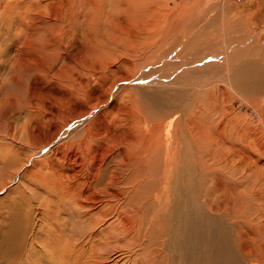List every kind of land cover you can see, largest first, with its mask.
I'll return each instance as SVG.
<instances>
[{"label":"rangeland","instance_id":"1","mask_svg":"<svg viewBox=\"0 0 264 264\" xmlns=\"http://www.w3.org/2000/svg\"><path fill=\"white\" fill-rule=\"evenodd\" d=\"M254 49L262 69L254 73L264 76V0H0V264H180L161 238L149 250L141 235L146 249L136 246L119 219L139 225L148 212L158 233L165 216L171 235L176 192L189 200L200 185L201 200L221 202L234 227L229 214L241 219L242 205L234 208L230 185L245 179L264 264V82L258 95L232 83ZM150 134L162 145L148 164L118 158L122 146L153 143ZM134 173L139 189L124 196L132 184L120 180ZM87 179L127 189L111 198L122 217L93 223L102 201L80 216Z\"/></svg>","mask_w":264,"mask_h":264},{"label":"bare ground","instance_id":"2","mask_svg":"<svg viewBox=\"0 0 264 264\" xmlns=\"http://www.w3.org/2000/svg\"><path fill=\"white\" fill-rule=\"evenodd\" d=\"M246 40H248V39H246ZM255 51L257 52L256 53L257 55H254L255 58L252 61H249L247 64L246 63H243V66L241 68H239L240 70H238L237 75H235L236 73H233L232 74V83L236 87H238V88H240L242 90H245L246 92H255V94L258 95L259 94L258 92H260L262 90V88H260V87H261V85L264 82V76H263V72H262V74L260 76H256L255 73H254V71H259L260 70L259 72H261V70H262L261 69V62L258 61L259 60V55L261 53H260L259 50H255ZM250 54H251V52H250ZM85 111L86 110L81 111V113H83V115L79 114L80 117L83 118V119L86 118L87 116H89L88 113H86ZM96 115H97V117L99 116V114H96ZM117 119H119V118H117ZM75 120H76L75 122H77V123H80V121H81L79 118H76ZM84 122H85V120H84ZM91 123H92V121L87 122V125H86V128H85L86 133L87 132L92 133V131L90 129V124ZM80 124H83V123H80ZM159 135L150 134L149 137L153 139V143H151V142H148L147 143L146 142L145 145L143 146V149H140V150L137 149V148H134V147L130 146V149L126 151L125 146H122V149L120 150V155L118 156V158L119 157H124V158H126L128 160L129 159L128 156L131 155L132 156V159H131V161H132L131 167H134V168H136V166H140L142 164H148L151 161L152 152L153 151H158V149H160V147H159V144L160 143L162 145V140H161V137ZM89 137H92V135L89 136ZM205 139H207V138H205ZM205 139H203V140L205 141ZM101 140H102L101 143H103L104 142V138H101ZM208 141H209V139H208ZM109 142H111V141H109ZM79 143H80V141H79ZM64 144H66V143H64ZM85 144H86V142H85ZM114 144H116V143H113L112 145H114ZM93 145H94V143H93ZM169 145H170V142H169ZM101 146H102V144H101ZM110 147L112 148V146H110ZM118 148H119V143H118ZM114 149H113V151L112 150L111 151L114 152ZM84 150H85V148H84ZM169 150H170L169 149V146H167V148L165 150V161L166 162L168 160V156L170 155ZM89 151H91V150H88L86 153H88ZM83 153H84V155H80L79 154L81 156L79 159H81V160H83L84 156H86V153L84 151H83ZM88 156H90V155L88 154ZM113 156H115V155L113 154ZM103 157H105V156H103ZM60 158H61V156H60ZM92 158H94V157H92ZM81 160H80V162H81ZM100 160H102V159L100 158ZM110 160H107V161H110ZM112 160H115V158H113ZM77 162H79V161H77ZM83 162L84 161H82V163ZM93 162H96V160L93 161ZM139 162H140V165H138ZM79 165H80V163H79ZM98 165H100V164H98ZM107 166H109V162H108V165ZM114 168L115 167H113V165L110 166V167H107V171H110L109 172L110 174L106 176V179H107V177H109L112 174ZM122 168H123V166H122ZM85 172H86V170H85ZM92 172H94V171H91L90 173H92ZM104 172H105V170H104ZM119 173H121V172H119ZM70 175H71V173H70ZM138 177H139L138 173H134L133 176H131L130 174H126V177H124L123 180H120V184H124V183H131L132 184V186H131V188L129 190H127V189H120V188L116 189L117 186H115V187H113L114 185L111 186L112 180H104V179L103 180H100L101 178L99 180L98 179H96V180H92V179L91 180H88V179L85 180V181H87L89 183V184L87 183L88 186H89L88 193H87L88 195H81L77 199V205H79L80 206V209H81L80 210V216L88 215V213L90 211L95 210V208H96L95 204L98 201H102V202H104L103 207H101V209H99V211L96 212L95 215H93L91 217V220H92L93 223H95V222H97V223L101 222L105 218V215H108V214L110 215V214L117 213L118 214V217H122L123 216L122 215V210L119 207H117L115 203H113V201H112L111 198L113 196H117L119 193L124 194L126 192V190H127V195L124 194V196H128L133 191V189L135 187L137 189H139L140 180H138ZM240 177H238V178H240ZM63 180H61V181H63ZM182 181L183 180H180L179 182H182ZM145 184H146V187L147 188H149V187L151 188V185H153L152 184V180H146V183ZM60 185H61V183H60ZM97 185L98 186L101 185V187L97 189V187H96ZM84 186L85 187L87 186L86 183H84ZM199 186L197 185V188L194 189V191L192 190V196H191V198L189 200H187V198H186L187 197L186 192H185V194L179 193L178 191L176 192V198H177V200H176V206H175L174 211L171 210L173 212L174 216H175V218H174V230H173V233H171V235L166 231L167 228L169 227V226H167V223L169 224L170 223V220L167 221V218L165 216H161V217H163L161 219V226H162V228H160V231L157 233V231L154 230V226H153V225H155V219H157V217L153 216L150 219L146 220V218L148 216L147 215L148 212L145 215V217L143 219V222L141 224H139V225L129 226V222H127L126 225H124V223L122 224V221L119 219V224L121 226V228H119L120 231L121 232H124V234H129V237H130L131 234H133V236L135 237V242H134L135 245L136 246H141V249L144 250V251H145L146 248L141 245L142 242L139 243V240H140V236L141 235H145L146 234L145 240L146 239L149 240L148 242H146V246L149 243V250L151 248V245L155 241L157 242V239L161 238V240H162L161 241V244L164 247V249H167L168 255L170 254L175 259H180V264H254V261L255 260H252V261L251 260H248V257L250 255L251 256L254 255L255 258L258 259L256 261H259L260 264H261V262H263V261H261L263 255L261 254V256H260L259 253H258V251H256V248L254 247V245H252L253 242H254L253 240H256L258 237L260 238V236L254 231L255 227L252 226L253 225L252 223H253L254 219L257 218L256 215L252 216L254 213L251 210H249L250 213H249V211H247L248 208L250 207V205H254V204H250L251 200H253L250 195L252 193L255 194V191L253 190L254 192H251V189L249 188L250 186L248 184V179L247 180L245 179L243 181L233 180L232 181V184L230 185V189L232 190V196L234 195L233 197L235 198L236 201L234 199H232L231 197H229L231 199H228L227 201L224 202V205H226L225 203H227V205H230L232 203V200H234L235 203H234L233 206L236 209H237L236 204L238 202L242 205V209L240 210V213H241L240 218L242 220L241 219H238L237 217H235L238 214H235V213L234 214H231V213L229 214L228 213L229 216L235 222L234 223V227L229 226V222L227 221L228 220L227 217L224 218V214L225 213H224V211H221V208H222V210L224 209L220 205L221 202L216 203V205L219 207V209H216V208H213L212 206H211V208H209L206 205V203H214V201H212L211 198H209V196H207V194L203 197L204 200H201V192H199L200 189H201V187L199 188ZM120 187H123V185H120ZM251 188H252V185H251ZM152 189H154V188H152ZM147 190H149V189H147ZM60 191H61V189H60ZM149 191L147 192L148 194H149ZM152 192H150V193H152ZM257 192H259V191H257ZM257 192H256V195H257ZM206 193H208V191ZM91 194H94V196L91 195ZM219 195H222V194H219ZM225 195H227V194H225ZM90 196H91V199H90ZM254 197H256V196L253 195V198ZM225 198H228V196L227 197L225 196ZM255 199L253 201H255ZM260 199L262 200L263 197L260 198ZM90 202H91V204H90ZM196 203H201V207L199 209L196 208ZM252 203H254V202H252ZM255 204L257 206V202ZM224 205H222V206H224ZM160 207H159V213L162 211V206H160ZM230 208H231V211H232V208L233 207L230 206ZM230 208H228V209H230ZM252 210H254V209H252ZM258 210H259V207H258ZM258 210L256 209L254 212H257V214L260 215L259 213H260V211L262 212V209L259 212H258ZM74 211H75L74 213L78 215V212L79 211H77L75 209H74ZM197 211H201L200 212L201 214L198 215L197 214ZM227 211H229V210H227ZM206 213H211L212 216L211 217H207L205 215ZM251 213H253V214H251ZM262 213H261V215H262ZM244 215H245V217H244ZM247 215H248V220L246 219V216ZM254 217H256V218H254ZM127 218H129V217L126 216V219ZM256 220H258V218ZM172 221H173V219H172ZM224 222H226V223L224 224ZM241 222H243L244 225H246L243 230L238 229V227H237V225H239ZM237 223H239V224H237ZM63 224H65V223H63ZM142 224H145V225H142ZM261 224H260V226H262ZM256 225H258V224H256ZM120 226H117V228L120 227ZM97 227H98V225H97ZM157 227H158V225H157ZM109 229H112V228H109ZM173 234H175V235L173 236ZM106 238H108V237H106ZM158 252H160V251H158ZM168 260H170V258ZM248 261H249V263H248ZM32 264H33V262H32ZM87 264H88V262H87ZM164 264H166V262H164ZM169 264H170V262H169ZM173 264H174V262H173Z\"/></svg>","mask_w":264,"mask_h":264}]
</instances>
